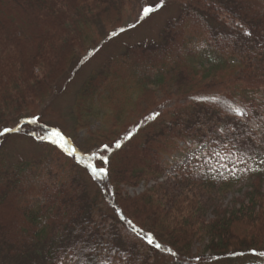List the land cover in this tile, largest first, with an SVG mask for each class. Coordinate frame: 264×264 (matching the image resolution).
Instances as JSON below:
<instances>
[{
  "label": "trees",
  "instance_id": "1",
  "mask_svg": "<svg viewBox=\"0 0 264 264\" xmlns=\"http://www.w3.org/2000/svg\"><path fill=\"white\" fill-rule=\"evenodd\" d=\"M134 1L0 0V128L15 122L42 151L9 162L0 146V264H264V0H173L161 42L129 46L77 91L78 127L98 122L82 161L35 120L98 26L120 28ZM85 164L108 174L88 169L89 182ZM241 180L242 200L221 209Z\"/></svg>",
  "mask_w": 264,
  "mask_h": 264
},
{
  "label": "rangeland",
  "instance_id": "2",
  "mask_svg": "<svg viewBox=\"0 0 264 264\" xmlns=\"http://www.w3.org/2000/svg\"><path fill=\"white\" fill-rule=\"evenodd\" d=\"M144 7H152L154 11L144 17ZM179 13L180 7L173 0H135L134 3H131V10L120 28L112 30L104 26H98L97 41L90 44L87 53L80 56L69 72L54 85L51 97L38 109L35 119L40 124H43L44 127L42 129H48L50 135L56 138L65 154L70 155L72 151L77 156V159L80 160L81 156L93 154L89 153L92 150H90V145L86 141H88V131H94L98 126V122L92 123V121H89L87 122V128H79V124L76 121L78 116L75 115L76 94L83 81L93 71L102 69L110 60L123 53L129 46L143 42H161L160 34L163 27L170 20L176 18ZM175 103L174 98L166 100L156 110L150 112V115L160 113ZM116 106L119 107L120 104H116ZM5 128H9L11 131L0 134V146H6L9 150V162L36 160L42 156V151L36 143V137L18 132L15 122L0 128V133H3ZM135 129V126L132 127L125 138L133 134ZM198 152L194 150L187 152L176 151L169 159L171 167L168 168L166 175L160 181L166 180L169 175H173L179 169L185 168L192 162ZM94 153L96 152L94 151ZM97 155H93L90 158L95 159ZM259 156L257 159L262 160L264 163V151ZM88 169L90 168L85 164L82 172L84 177L89 182H92ZM151 184H140L135 188L125 186L122 187V193L128 196H137ZM238 188L241 189L239 193H227L220 200H216L217 205L223 209L226 206H231L232 201L235 199L238 201L242 200L243 193L247 190L246 182L241 180L236 189ZM165 189L169 195H173L178 191L174 185H168ZM235 205L237 208L239 207L237 203ZM211 218L212 215L208 212L206 219ZM200 245H194L195 252L202 250ZM255 256L264 257V252Z\"/></svg>",
  "mask_w": 264,
  "mask_h": 264
},
{
  "label": "snow or ice",
  "instance_id": "3",
  "mask_svg": "<svg viewBox=\"0 0 264 264\" xmlns=\"http://www.w3.org/2000/svg\"><path fill=\"white\" fill-rule=\"evenodd\" d=\"M154 11V9L152 8V7H144L143 8V16L144 17H147L150 13H152ZM11 131V129H9V128H5L4 130H3V133H0V134H4V133H7V132H10ZM56 135H59V134H56ZM55 142V141H54ZM117 147H119V145H117ZM103 163H108V161H107V159L105 158L104 160H103ZM90 169H91V171H92V175L94 176V177H99V176H101V175H103V176H107V169H105V168H103V167H101V168H99V169H97L95 166H92V165H89L88 166ZM148 243L149 244H152L153 243V240H152V238L151 237H149L148 238ZM157 247H159V245H157Z\"/></svg>",
  "mask_w": 264,
  "mask_h": 264
}]
</instances>
